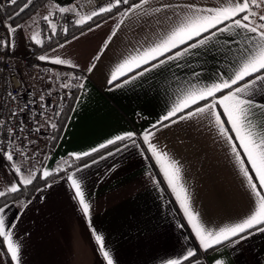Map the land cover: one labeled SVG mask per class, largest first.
<instances>
[{
	"label": "crops",
	"instance_id": "0c3cea01",
	"mask_svg": "<svg viewBox=\"0 0 264 264\" xmlns=\"http://www.w3.org/2000/svg\"><path fill=\"white\" fill-rule=\"evenodd\" d=\"M77 1L52 0V7L55 4L76 7ZM172 2L211 6L216 0ZM119 19L118 12L114 11L91 25V31L87 27L39 54H34L29 44L31 34L28 35L23 27L15 33L11 62L23 72L20 75L23 82L31 88L41 82V79L28 75L20 61V58L32 55L39 70L45 73V80L73 74L70 85L75 88V97L53 150L56 157L43 161L45 164L39 170V158L30 160L17 154L8 161L0 155V191H6L11 183L19 182L12 164L21 166L24 175L31 170L42 177V170L49 161L54 163L63 158L74 162L69 153L90 151L109 138L134 132L139 148L131 146V142H123L129 145L127 148L123 144L110 145L93 153L87 162L67 169L69 172L81 169L76 172V177L82 178L86 199L91 204L92 223L104 235L113 264H168L176 259H180L182 264H213L217 258L223 259L225 264H264V233L254 231L239 244L225 243L218 246V250L200 248L155 160L148 158L150 153H141V149L146 148L141 134L167 112L178 86L190 77L191 69H178L169 64L127 85L118 88L109 85L115 66L148 34L147 28L142 31L135 20L125 21L100 60L93 61ZM220 40L222 42L224 37ZM40 55L58 56L70 60L77 67L41 61L38 59ZM232 58L227 48L218 44L190 59L196 65L195 70L202 71L203 78L218 70L223 71V66ZM93 62L96 68L89 73L87 68ZM35 74L39 76L37 72ZM81 77H86L84 89L79 87ZM256 99H264V95H258ZM47 131L45 127L32 136L36 151L40 152L37 142L40 143L39 139L45 137ZM152 139L159 149L181 162L192 206L201 213L208 227L238 222L245 215L249 196L243 178L223 140L214 129H209L206 121H182L167 128L161 127ZM117 147L122 150L115 152ZM110 151L115 154L107 155ZM85 164L89 166L83 167ZM63 175L64 172L46 182L51 187H46V183L38 187L26 201L6 202L9 206L6 221L15 225L13 239L21 245V264H106L87 219L73 198L70 184L60 178ZM153 176L157 183L153 182ZM189 249L195 250L196 256L184 260ZM0 264H14L2 238Z\"/></svg>",
	"mask_w": 264,
	"mask_h": 264
},
{
	"label": "snow or ice",
	"instance_id": "6c2138e0",
	"mask_svg": "<svg viewBox=\"0 0 264 264\" xmlns=\"http://www.w3.org/2000/svg\"><path fill=\"white\" fill-rule=\"evenodd\" d=\"M10 2L14 4L16 0ZM121 6H126L123 11H120ZM53 8L60 13L76 11L75 8L61 7L58 4L53 5ZM114 10L118 12L120 19L100 51L92 58L93 61L100 60L125 21L135 20L142 31L147 28L148 34L143 37V42L134 46L115 66L108 80L109 85L117 88L127 85L169 64L178 69H191L190 77L178 86L167 112L141 134V141L146 145V148L141 149V153H150L148 158L155 160L198 239L200 248L205 251L218 250V246L225 243L239 244L254 231L264 233V99H256L258 95H264V0H216L211 6L193 2H172V0H109L106 6L100 5L98 10L81 16L75 23L84 25L95 17L112 14ZM51 15L50 12L43 19L55 32L56 26L49 18ZM21 27V25L9 24L7 36L0 38V47L13 49L15 33ZM88 30H92L90 25ZM83 34L82 32L81 35ZM220 37H224L222 42ZM31 40L41 44L39 33H34ZM218 44L226 47L227 53L232 54L233 58L223 66V71L218 70L202 78V71L195 70L196 65L191 63L190 58L198 57ZM233 45L235 53H233ZM38 59L77 67L72 65L70 60L58 56L51 58L48 55H40ZM95 68L96 63L93 62L87 68V72L91 73ZM122 77L126 78L121 80ZM79 79V87L84 89L83 81L86 77ZM118 80L120 83H116ZM63 87H71V85H63ZM7 96L12 103H16L19 99L11 92H8ZM40 99L43 101L44 97L41 96ZM8 107L11 105L9 104ZM27 107L28 105L25 104L19 108V112H23ZM41 107L43 108L44 105L42 104ZM19 112L12 110L8 123L0 118V127L9 134L7 141L10 147L15 143L16 137L13 133L16 130L9 124L11 118L17 117ZM40 115L44 113L41 112ZM56 115L60 113L57 112ZM192 120L206 121L209 129L216 131L226 145L239 175L243 178V185L249 196V206L238 222L216 228L208 227L201 213L192 206L191 193L183 180L181 162L153 143L152 138L161 127L167 128L178 122ZM41 127L42 125L36 127L35 131L40 132ZM50 127L56 129L57 124L51 123ZM18 131H23V128H19ZM52 138L57 139L55 136ZM123 142H131V146L140 147L136 142V133L126 132L107 139L90 151L69 153V157L79 161L110 145L123 144V147L127 148L129 145ZM121 150V147H117L115 152ZM114 154L111 151L107 153L109 156ZM6 159L12 161L13 153L6 152ZM95 162L93 160V163ZM67 164L68 161H64L52 171L43 168L42 178L47 181V178L64 172L60 178L70 184L73 198L87 219L88 227L104 261L106 264H113V257L110 249L107 248L104 235L99 233L92 223L91 204L86 199L82 178L76 177V172L81 169L69 172L64 167ZM88 166L83 165V167ZM11 167L19 176V182H13L6 191H0V197L19 192L22 186L32 185L37 178L35 171L30 170L28 175H24L21 166L12 164ZM152 179L157 183L154 176ZM46 187L51 185L46 183ZM8 207L7 203L0 206V238L7 246L11 261L14 264H21V245L13 239L15 225L6 221ZM195 256L196 251L189 249L183 259L188 260ZM168 264H182V262L176 259L169 261ZM213 264H225V261L217 258Z\"/></svg>",
	"mask_w": 264,
	"mask_h": 264
},
{
	"label": "built area",
	"instance_id": "2783aa9c",
	"mask_svg": "<svg viewBox=\"0 0 264 264\" xmlns=\"http://www.w3.org/2000/svg\"><path fill=\"white\" fill-rule=\"evenodd\" d=\"M18 1V0H16ZM109 0H78L75 12L61 13L60 24L67 28L72 22H75L81 16H86L94 10H98L100 5H107ZM13 5L10 0H0V38L7 36L8 20L4 17V9ZM45 38V37H44ZM12 49L0 47V118L8 123V117L12 110L22 108L25 104L28 107L19 112L17 117L11 118L10 127L14 128L13 135H15V143L13 146L8 145V133L3 127H0V155L6 157V152H12L13 156L20 154L27 159H37L40 157L38 151L34 149L32 143V136L36 133L35 129L41 126L42 122L50 116L54 109L53 93L48 90H35L27 86L18 69L11 62ZM27 67L33 68L38 62L32 55L23 58ZM44 74V73H43ZM11 92L13 95L19 97L16 103H12L7 96ZM71 94V87H65L58 94V103L65 106ZM41 96L44 97L41 101ZM11 107H8V105ZM44 105L42 108L41 105ZM43 112L44 115H40ZM23 131H18L19 128ZM15 149V150H14Z\"/></svg>",
	"mask_w": 264,
	"mask_h": 264
},
{
	"label": "trees",
	"instance_id": "16d2710c",
	"mask_svg": "<svg viewBox=\"0 0 264 264\" xmlns=\"http://www.w3.org/2000/svg\"><path fill=\"white\" fill-rule=\"evenodd\" d=\"M46 1L47 0H18L13 5L8 6L4 9L3 11L4 17L8 20L9 24L17 25L20 22H22L25 18H27L30 14H32L37 8L42 6ZM124 7L126 6H121L120 11L123 10ZM107 15L109 14H104V15L95 17L92 21H87L84 25H77L75 22H72L68 25L67 28H64L61 26V24H59L56 30V33L52 37L43 40L41 44H36L33 41H29V44L32 48L33 53L39 54L43 50L50 48L60 43L61 41L65 40L66 38H69L81 32L85 28L89 27V25L91 26L93 24H96L97 22L102 20ZM65 29L67 31H65ZM74 90L75 88L71 87V94L65 106H62L60 104L58 105V112L60 113V115L58 116L56 115L57 128L52 129L53 136L57 137V139L52 140V149L55 148L58 142V139L61 136L64 124L70 114V111L73 105V100L75 97ZM92 157L93 155L82 158L79 161H74L72 166L83 164L87 162L88 160H90ZM62 174L63 172H60L54 175L53 177H49L47 178V181L41 177V174H37L36 175L37 178L33 181L32 185L22 186L19 192L7 194L5 197H0V206H2L3 204H5L7 201H10V200H20V201L28 200L34 194V192L36 191L38 187L45 184L49 180L57 178L58 176Z\"/></svg>",
	"mask_w": 264,
	"mask_h": 264
},
{
	"label": "rangeland",
	"instance_id": "374dc122",
	"mask_svg": "<svg viewBox=\"0 0 264 264\" xmlns=\"http://www.w3.org/2000/svg\"><path fill=\"white\" fill-rule=\"evenodd\" d=\"M70 8V7H68ZM52 13V15L49 17L52 24H55L56 28H55V32L52 31L51 25L46 22L43 17L48 16L49 13ZM60 16L61 13L58 10H54V8L52 7V0H47L42 6H40L39 8H37L32 14H30L27 18H25L22 22H20L17 25H21L25 31L27 32V34H31L33 35L34 33H39V37L41 38V41L52 37L55 33L56 30L60 24ZM15 26V25H13ZM45 37V38H44ZM20 61H22V65L23 68L25 70V72L30 75L33 76L34 79H41V82L38 84H35L34 86H32V89L35 90H48L50 92L53 93V97H54V109L52 111V113L50 114V116L48 118H46L43 122H42V127L41 130H44L45 127L47 128V135L43 138L41 137L40 143L39 141L37 142V144H40V157L39 160L41 161V163H37V169L41 170V167L44 166V162L49 158H54L56 157V153H54V149H52V140H53V133H52V128L50 127L51 123H56L55 119H56V113L58 112V94L61 90H63L65 87H63V85H70V83L73 82L74 76L73 74H68V75H61L60 77H54V79H48L45 80V76L43 75V70H39V65H36L33 68L27 67V65L24 63L23 58H20ZM24 63V64H23ZM20 71V69H19ZM39 76H36V73ZM23 73V72H22ZM20 71V75L22 74ZM45 74V73H44ZM22 76V75H21ZM29 86V85H27ZM31 88V86H30ZM51 128V129H50ZM40 130V132H41ZM37 134H39V132H37ZM39 138V136H38ZM33 146V144H32ZM38 159V158H37ZM30 160H36V159H30ZM44 161V162H43ZM64 161H68L67 165H64V167L66 169H69L72 167L73 162L67 160V159H63L60 158L59 160H57L54 163H51V161H49L45 168H47L49 171H52L54 169L57 168L58 165L63 164Z\"/></svg>",
	"mask_w": 264,
	"mask_h": 264
}]
</instances>
